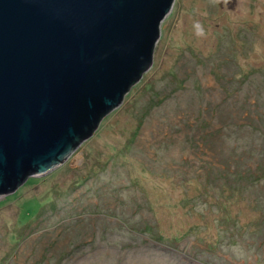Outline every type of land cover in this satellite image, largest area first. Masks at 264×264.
<instances>
[{
    "label": "rangeland",
    "instance_id": "obj_1",
    "mask_svg": "<svg viewBox=\"0 0 264 264\" xmlns=\"http://www.w3.org/2000/svg\"><path fill=\"white\" fill-rule=\"evenodd\" d=\"M0 264H264V0H175L124 103L0 198Z\"/></svg>",
    "mask_w": 264,
    "mask_h": 264
},
{
    "label": "water",
    "instance_id": "obj_2",
    "mask_svg": "<svg viewBox=\"0 0 264 264\" xmlns=\"http://www.w3.org/2000/svg\"><path fill=\"white\" fill-rule=\"evenodd\" d=\"M175 0H0V198L64 164L153 66Z\"/></svg>",
    "mask_w": 264,
    "mask_h": 264
},
{
    "label": "bare ground",
    "instance_id": "obj_3",
    "mask_svg": "<svg viewBox=\"0 0 264 264\" xmlns=\"http://www.w3.org/2000/svg\"><path fill=\"white\" fill-rule=\"evenodd\" d=\"M142 78H143V77H142ZM141 80H142V79H141ZM141 80H140V81H141ZM140 81H139V82H140ZM101 123H102V122H101ZM100 125H101V124H100ZM15 192H16V191H15Z\"/></svg>",
    "mask_w": 264,
    "mask_h": 264
}]
</instances>
